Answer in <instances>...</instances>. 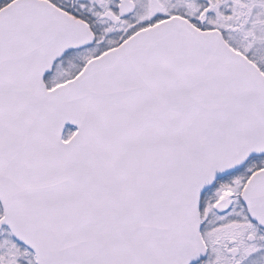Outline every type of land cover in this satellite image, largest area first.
<instances>
[{"label":"snow or ice","instance_id":"6c2138e0","mask_svg":"<svg viewBox=\"0 0 264 264\" xmlns=\"http://www.w3.org/2000/svg\"><path fill=\"white\" fill-rule=\"evenodd\" d=\"M0 264H264V0H0Z\"/></svg>","mask_w":264,"mask_h":264}]
</instances>
